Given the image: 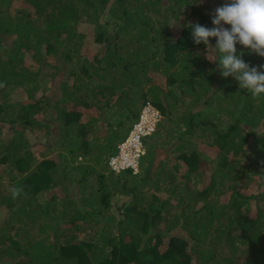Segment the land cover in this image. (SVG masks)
Listing matches in <instances>:
<instances>
[{"label": "trees", "instance_id": "obj_1", "mask_svg": "<svg viewBox=\"0 0 264 264\" xmlns=\"http://www.w3.org/2000/svg\"><path fill=\"white\" fill-rule=\"evenodd\" d=\"M224 2L0 0V127L8 123L18 132L5 144L0 138V166L9 164L10 180L0 190V216L6 217L0 263L237 264L241 257V264H264V94L253 97L233 77H222L188 26L212 27L211 14ZM237 51L250 66L264 65L247 49L237 45ZM58 58L75 59L79 67L52 84ZM41 63L52 72L44 74ZM50 87L56 96H47ZM19 90L28 101L7 100ZM115 95L121 99L113 105L122 108L116 124L127 121L128 129L120 134L112 125L114 141L92 142L88 126ZM147 102L159 117L141 138L143 173L156 172L161 150L177 141L181 177L197 188L200 160L210 157L209 180L194 191L192 215L173 216L181 222L177 231L156 227L163 207L173 205L161 196L143 199L148 177L108 166ZM84 113L91 114L88 124L81 122ZM51 120L57 128L49 134ZM38 126L55 139L53 148L46 146L52 157L37 159L23 137L22 130ZM175 169L166 180L175 181ZM13 188L20 194L14 197ZM224 192L228 209L217 211ZM125 196L130 199L123 202ZM183 207L191 209L190 201ZM217 251L225 252L219 260Z\"/></svg>", "mask_w": 264, "mask_h": 264}, {"label": "rangeland", "instance_id": "obj_2", "mask_svg": "<svg viewBox=\"0 0 264 264\" xmlns=\"http://www.w3.org/2000/svg\"><path fill=\"white\" fill-rule=\"evenodd\" d=\"M87 26L86 24H83L81 29ZM88 27V26H87ZM78 30V29H77ZM82 30H86V28H83ZM84 40H86L85 36L83 38ZM91 46H93V44H91ZM89 46V47H91ZM45 53V49H43ZM82 50V49H81ZM80 50V51H81ZM81 55V53H80ZM25 64H29V62L26 60ZM58 64H59V69H55L56 72L54 74V76H51L50 78H52V84L54 83H58L59 79H61V76L66 72V70L71 67L72 65L77 69L79 67V62H76V60L74 59V61L71 64H68L67 62H63L62 60H59L58 58ZM43 68V70H45L43 73L44 74H49L50 71L48 68V72L47 69L45 68V66L41 63L39 65V67ZM53 70V69H51ZM44 74H41V76H46ZM149 85V84H148ZM143 88H147V86H144ZM51 90L47 91L48 92V97L50 96H56L55 94H57L58 90L57 88L54 87H50ZM19 91H15L14 93L10 92L8 93L7 96V100H12L13 102L16 99H20L18 101V103L22 102V101H28L26 99V97H24L22 95V93H19ZM115 98H119L117 95H115L112 99H111V103L108 106H103L102 109H100L101 111L97 112L95 114H97V116H99V118L94 119L91 122V125L88 126L89 130L92 131V142H97L99 143L100 141H102L103 139H105L106 143H109L110 141H114L110 135L112 132V129H114L116 132L122 134L124 133L127 129H128V122L126 121L125 124H116L118 123L119 117H120V113H122V108L119 105H113ZM125 98V96H124ZM121 99V98H119ZM11 101V102H12ZM117 103V102H116ZM119 104V103H117ZM18 110H16L17 112ZM52 111V112H51ZM51 111H48L46 115H48L49 113H54V110L51 109ZM90 113H84V115L81 118V122L88 124V121L90 120ZM1 117H5L6 118V114H1ZM50 117V116H49ZM113 125V126H112ZM87 126V125H86ZM110 126H112V129H110ZM20 126L18 125L17 130H21L19 128ZM57 128V124L54 123L52 120L50 121V126L48 128V131L50 132L49 134L52 133V130H55ZM23 131V137H25L26 140L29 141V145L33 147V155L37 158V159H41L43 157H52L54 156V152L51 149H47L46 146L47 144L49 145L50 148H53V143L55 142V139L53 138V136L51 135H47L46 132L47 130L43 127V126H38L35 130H33V127L29 130H22ZM15 133L18 132H14L12 128H9L8 123H5V125L0 127V138H2V143L5 144L7 143L9 140H12V138H14ZM16 137V136H15ZM38 142V143H37ZM37 143V144H36ZM176 144L177 141L171 142L170 144L165 145L164 149H162V153L160 154V156L157 157V161H158V166L155 167L156 172L151 173L148 175H146L145 173H143L141 171V169H139L138 175L136 176V178H138V176L140 177H148L146 178L147 181L144 183L143 187H142V196L143 199L148 200L151 199L153 196H161L162 198H166V202L167 204H172L173 207L171 209L168 210L167 206H164L162 209V213H160L161 218L157 219L155 221V225L158 229L163 230V228H167L170 229L172 228L173 231H177L179 230L180 226H181V222L174 223V220L176 217H173L174 214H179L182 210H185V212L189 215H192L191 210L196 206V202H195V196H194V192L195 189H198L203 183L208 182V178H207V171L209 170V158L210 157H203L200 161V165H199V170L197 171V176H196V183L195 185H197V188L192 187V185H194V183L191 181V183L186 184L187 182V177L182 178L181 175L183 173H185V170L183 168V165L181 164V161L177 160L176 155H177V150H176ZM44 146V148L41 149V147ZM4 150V149H3ZM2 152V149H0V154ZM82 160V157L79 158V161ZM156 163V162H155ZM156 164V165H157ZM9 166V164L5 165V167H1L0 166V190L4 191L6 186L10 180L8 179L7 181V177L9 176L6 170H9L7 167ZM175 166L176 169L173 172L174 174V182H170L168 180H166L167 175V171L172 167ZM13 173H15V171H13ZM156 174V175H154ZM164 178V180H163ZM177 179V181H176ZM166 180V181H165ZM137 184L139 186H141V184L139 183L138 180H136ZM159 182V183H158ZM7 183V184H6ZM157 186V189H155L154 187ZM71 186V190H73V184L69 185V187ZM187 186H189V188H193L191 191L187 190ZM10 188V187H9ZM133 190H131L130 192H139L138 189L133 188ZM226 196L223 197V202H218L216 204V210L218 211V209H220L221 207H224V209H228V204L226 202H228L227 200L230 199L229 197V193ZM50 195V194H47ZM222 196V195H220ZM114 199L118 198V196H114ZM229 198V199H228ZM129 200L130 197L129 196H125L123 198V202H125L126 200ZM131 201V200H130ZM133 201L136 200H132V204L134 203ZM170 201H172L170 203ZM190 201V206L191 209L189 208H184L183 207V203ZM124 204V203H123ZM135 204V203H134ZM5 216L1 215L0 216V225L4 222L5 220ZM4 224V223H3ZM235 239L236 236L234 237ZM229 247V246H228ZM225 251V250H224ZM223 251H217L214 254V258L215 260H219L220 256H224ZM238 253H236V257H238ZM237 264H241L242 258L238 257L237 259ZM4 262H8L7 260H4L3 262H1L0 264L4 263Z\"/></svg>", "mask_w": 264, "mask_h": 264}, {"label": "clouds", "instance_id": "obj_3", "mask_svg": "<svg viewBox=\"0 0 264 264\" xmlns=\"http://www.w3.org/2000/svg\"><path fill=\"white\" fill-rule=\"evenodd\" d=\"M211 24L210 28L199 23L188 25L193 43L205 46L206 59L217 64L222 77H233L239 89H247L259 98L264 94V65L250 66L242 58L245 52L237 51V45L247 49L249 55L264 58V0H225L211 14ZM213 38L214 46L210 43ZM139 169L136 173L130 171L137 175ZM11 191L15 197L21 189Z\"/></svg>", "mask_w": 264, "mask_h": 264}, {"label": "built area", "instance_id": "obj_4", "mask_svg": "<svg viewBox=\"0 0 264 264\" xmlns=\"http://www.w3.org/2000/svg\"><path fill=\"white\" fill-rule=\"evenodd\" d=\"M158 117V111L147 102L126 138L117 144L116 152L109 157L108 166L111 170L117 173L127 169L133 173L138 171L139 159L144 153L141 138L154 130Z\"/></svg>", "mask_w": 264, "mask_h": 264}]
</instances>
